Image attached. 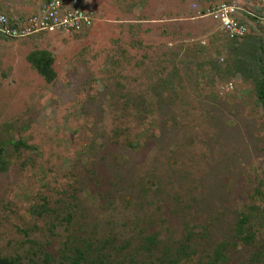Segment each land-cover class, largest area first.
Instances as JSON below:
<instances>
[{
  "label": "rangeland",
  "instance_id": "374dc122",
  "mask_svg": "<svg viewBox=\"0 0 264 264\" xmlns=\"http://www.w3.org/2000/svg\"><path fill=\"white\" fill-rule=\"evenodd\" d=\"M79 4L80 32L0 36V258L264 264V0Z\"/></svg>",
  "mask_w": 264,
  "mask_h": 264
},
{
  "label": "built area",
  "instance_id": "2783aa9c",
  "mask_svg": "<svg viewBox=\"0 0 264 264\" xmlns=\"http://www.w3.org/2000/svg\"><path fill=\"white\" fill-rule=\"evenodd\" d=\"M234 13L235 6L230 3H219L207 11L230 39L246 33L245 25L234 17ZM91 24L92 16L80 7L79 0H43L31 12L15 17L0 11V36L5 38L40 32L77 33Z\"/></svg>",
  "mask_w": 264,
  "mask_h": 264
},
{
  "label": "trees",
  "instance_id": "16d2710c",
  "mask_svg": "<svg viewBox=\"0 0 264 264\" xmlns=\"http://www.w3.org/2000/svg\"><path fill=\"white\" fill-rule=\"evenodd\" d=\"M30 61L32 62V64L40 74H42L46 78L49 76L50 74L49 61L46 60L44 61L43 64H41L39 61L35 59H31ZM258 97L261 101L262 108L264 109V84H262V86L258 89ZM0 264H9V263H7L5 259L0 258Z\"/></svg>",
  "mask_w": 264,
  "mask_h": 264
}]
</instances>
